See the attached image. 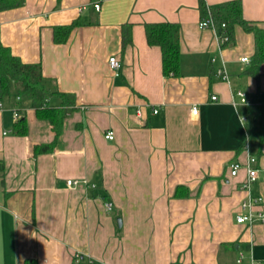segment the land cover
I'll list each match as a JSON object with an SVG mask.
<instances>
[{"label": "crops", "instance_id": "0c3cea01", "mask_svg": "<svg viewBox=\"0 0 264 264\" xmlns=\"http://www.w3.org/2000/svg\"><path fill=\"white\" fill-rule=\"evenodd\" d=\"M94 1L22 0L0 10V44L39 64L44 85L74 101L51 99L64 110L61 132L53 151L36 154L54 140L51 125L19 101L27 134L15 136L13 99L2 101L0 264L264 263V222L235 221L248 194L264 209V62L249 72L253 34L235 26L219 46L198 26L199 0H99L98 10ZM236 1L264 28V0ZM160 21L179 26L176 76L163 75L160 48L146 41L144 24ZM70 24L55 43L53 27ZM249 158L257 177L247 189ZM232 162L241 165L235 176ZM66 179L86 183L66 187Z\"/></svg>", "mask_w": 264, "mask_h": 264}, {"label": "trees", "instance_id": "16d2710c", "mask_svg": "<svg viewBox=\"0 0 264 264\" xmlns=\"http://www.w3.org/2000/svg\"><path fill=\"white\" fill-rule=\"evenodd\" d=\"M22 5V0H0V10L15 8ZM200 19L210 18L215 23L225 24L221 28L227 32L229 41L221 46L231 43L235 26L252 33L254 37V54L251 59L249 72L257 74L259 65L264 62V28L258 27L254 22L243 18L239 1L233 0L216 7L207 8L203 0H199ZM74 24L53 27V41L64 43ZM129 27L122 30V44L129 42ZM145 37L149 45L160 48L163 75L176 76L179 73V26L168 21L149 22L144 24ZM18 97V99H17ZM58 98L62 106H73V97L67 93L51 90L44 85L41 68L37 63H24L11 54L7 47L0 44V100L13 99L12 110L16 117L12 123L11 133L15 136L27 134V121L23 111L17 106L19 101H26L34 110L37 118L46 120L54 133V140L50 144L35 145L36 153L53 151L55 143L61 132L64 110L62 107L51 105V99ZM258 98L255 97L254 100ZM3 164L0 162V171ZM30 264V262H29Z\"/></svg>", "mask_w": 264, "mask_h": 264}, {"label": "built area", "instance_id": "2783aa9c", "mask_svg": "<svg viewBox=\"0 0 264 264\" xmlns=\"http://www.w3.org/2000/svg\"><path fill=\"white\" fill-rule=\"evenodd\" d=\"M91 5L94 7L95 10L99 9V0H95L94 2L91 3ZM198 26L200 28H209L213 30L216 34L217 37V42L219 43V46L222 44L226 43L229 41V37L227 36V32L224 30L223 32H220L221 28H225V24L223 23H215L212 19L210 18H205L201 19L198 22ZM242 62H247L248 59L247 57H242L240 59ZM108 65L110 69L113 71L114 75H117V71L120 68V61L114 57L110 56L108 58ZM217 75L224 81L228 80V74L227 71L225 70L224 67H221L216 70ZM234 95L238 97L239 102L243 104H248L250 101L247 97V95L240 91L236 90L234 92ZM18 99V97H17ZM217 97L215 95L211 96V100H216ZM3 103L0 100V109L2 108ZM137 114H140V110L137 109ZM156 113V110L153 111ZM198 113V108L196 106H193L191 108V114L193 116H196ZM13 117L15 119L16 114L12 110ZM105 139L112 140L114 138L113 132L112 131H107L104 135ZM254 158H249L247 163H246V173H247V178H246V183H245V188H249L250 184L255 181L257 177V170L255 168H252L251 163L254 162ZM241 165L239 162H232L229 164V173L231 176L237 175ZM81 183H86V180H79V179H66L65 180V185L66 187H72V186H77ZM262 202V197L261 196H253L248 194L247 198L241 201L239 205V212L235 214V221L236 223H255V222H264V209L260 208V204ZM105 208L110 210L112 207L111 202L105 203ZM240 261V259H239ZM251 264H264L260 263L257 261H252Z\"/></svg>", "mask_w": 264, "mask_h": 264}]
</instances>
